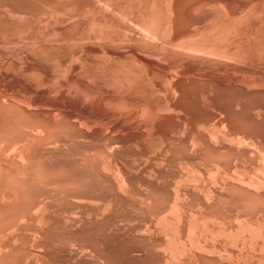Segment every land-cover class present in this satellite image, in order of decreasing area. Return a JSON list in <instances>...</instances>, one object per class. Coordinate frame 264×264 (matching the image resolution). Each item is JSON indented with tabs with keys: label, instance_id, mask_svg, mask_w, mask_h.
I'll return each instance as SVG.
<instances>
[{
	"label": "rangeland",
	"instance_id": "374dc122",
	"mask_svg": "<svg viewBox=\"0 0 264 264\" xmlns=\"http://www.w3.org/2000/svg\"><path fill=\"white\" fill-rule=\"evenodd\" d=\"M0 264H264V0H0Z\"/></svg>",
	"mask_w": 264,
	"mask_h": 264
},
{
	"label": "bare ground",
	"instance_id": "6f19581e",
	"mask_svg": "<svg viewBox=\"0 0 264 264\" xmlns=\"http://www.w3.org/2000/svg\"><path fill=\"white\" fill-rule=\"evenodd\" d=\"M6 1H7V0H6ZM24 1H25V0H24ZM19 7H20V6H19ZM22 217H23V216H22ZM22 217H21V218H22ZM16 218H17V217H16ZM84 250H85V249H84ZM82 251H83V250H82ZM44 259H45V258H44Z\"/></svg>",
	"mask_w": 264,
	"mask_h": 264
}]
</instances>
